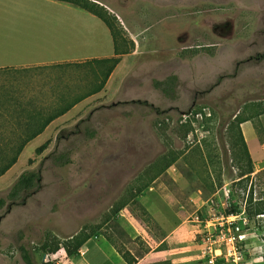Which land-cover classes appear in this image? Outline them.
I'll return each instance as SVG.
<instances>
[{"label": "rangeland", "instance_id": "obj_1", "mask_svg": "<svg viewBox=\"0 0 264 264\" xmlns=\"http://www.w3.org/2000/svg\"><path fill=\"white\" fill-rule=\"evenodd\" d=\"M104 1L129 42L121 40V49L130 52L104 89L52 126L47 139L30 143L0 176V198L7 199L0 211V264H26L23 246L35 264H77L65 248L48 253L42 243L54 247L82 228L106 231V217L123 203L143 219L141 198L153 191L176 196L190 213L196 209L191 196L210 198L209 209L196 212L202 226L212 215L246 207L252 184L255 198L264 193L262 171L252 173L254 181L238 182L247 160L239 162L241 144L231 125L236 114L264 107V0H131L128 7L129 0ZM2 14L0 30L8 16ZM19 14L9 17L19 21ZM174 74L178 85L168 97L154 80ZM98 81L71 65L0 69V103L13 88L21 96L61 91L75 97ZM54 151H69L71 162L55 164ZM167 154L176 162L158 174L164 163L154 165ZM29 170H40L39 189L25 203L11 204L8 194ZM263 216L253 218L258 223Z\"/></svg>", "mask_w": 264, "mask_h": 264}, {"label": "crops", "instance_id": "obj_2", "mask_svg": "<svg viewBox=\"0 0 264 264\" xmlns=\"http://www.w3.org/2000/svg\"><path fill=\"white\" fill-rule=\"evenodd\" d=\"M94 1L112 9L104 0ZM131 4L132 1L129 0L126 7ZM17 10L21 13L17 16L19 21L9 17L10 12ZM3 12H7L8 16L7 19L4 18L5 28L0 30V69L45 66L58 68L69 63L115 56L113 36L106 23L75 3L64 0H0V18H3ZM11 90V94L8 93L4 102L0 103V150H11L13 142L29 132L30 128L27 131L24 129L27 124H32L35 128L49 115L56 113L59 104H63L62 100L58 103L61 91L51 96L37 93L21 96L16 95L15 88ZM91 96L49 122L24 149L32 142L47 139V134L53 131L52 126L56 127L70 117L73 110ZM260 119L264 120V114ZM241 127L255 171L263 172L264 141H261L252 120L243 122ZM153 188L150 186V189ZM149 196H143L141 203L151 215L154 226L145 218L129 212V204H126L120 210L119 218L109 221L110 229L137 257L139 264L167 260L171 264H203L199 239L203 226L199 224L200 217L196 212L203 207L209 209L210 198H203L198 193L191 196L196 209L190 213L185 204L174 195L158 197V193L153 191ZM255 199H262L264 207V193ZM256 222L255 220L256 234L248 244L247 259L250 264H264V221ZM139 236L150 250L142 249L136 241ZM81 248L86 252L76 257L77 264H128L103 236L90 238Z\"/></svg>", "mask_w": 264, "mask_h": 264}, {"label": "trees", "instance_id": "obj_3", "mask_svg": "<svg viewBox=\"0 0 264 264\" xmlns=\"http://www.w3.org/2000/svg\"><path fill=\"white\" fill-rule=\"evenodd\" d=\"M64 1L72 2L81 6L82 8L88 10L89 12L97 15L106 23L113 36L114 45H115V56L105 57V58H93L84 62L68 64L78 67L79 69L86 68L87 72H90L95 78L99 79L98 83L95 85L94 88L88 89L85 93L81 94L80 96L74 97L71 94V92L61 93L62 95L60 97L62 99L63 104H59V108L56 110V113L49 115L44 122H42L35 128H33L34 126L32 124H27L24 127V129H26L27 131V129L30 128L29 132H26L24 130V132H26L25 135L22 138H18L16 139V141L13 142L11 150H0V176L4 175L9 169H11L17 163L27 143L30 142L32 138L40 134L44 130V128L49 124V122L59 117L60 115L66 113L70 108H72L76 103L80 102L84 98L92 94L98 93L102 89H104L113 71L120 63L121 56L123 54L130 52L129 49L130 47H125L121 49L120 47L121 40H123L124 43L127 44L129 42L125 37H123L122 31L117 23L118 22L117 16L110 13L109 10L104 5H101L100 3L94 0H64ZM177 85H178V76L175 74L168 76L165 80H159V79L154 80V86L160 89L168 97H170V95L176 92ZM132 102H141V101L135 100ZM155 110L157 111V113L160 114L164 112V110H161L159 107H155ZM262 114H264V107L262 109L257 108V112L253 115L242 116L240 114H236L235 118L231 123V125H234L236 127L238 141L241 144L242 152L239 153L238 156L239 162H241L243 158L247 160L246 167H243V169L238 175L239 178L238 182H243L246 180L254 181L252 179V173L255 172L254 161L249 151V147L246 138L244 136L241 124L245 121L252 120L261 141H264V129L263 127L262 129H260V124H259L260 122L258 123V121L256 120V118L258 117L260 118ZM86 130L89 131L88 128ZM49 143L50 141H47L44 144H42L40 147L37 148V152L40 154L48 147ZM51 157L55 164L63 165V166L69 164L72 160L69 151H64L62 153H58L57 151H54L51 154ZM176 159L177 157L175 155H170V154L163 155L161 159L158 160L154 165L157 168V165L164 163L163 165H159L160 169L158 170V174L163 173L167 168L173 165L176 162ZM262 173H264V171ZM261 174L259 173L257 177H259ZM41 180H42V174L40 170H29L22 173L15 182V184L13 185L10 193L8 194V199L13 201L11 204L18 202V200H20V203H25L27 198L31 196L36 190L39 189ZM252 188H253V184L251 186V190L248 198L249 203L246 206V211L249 215L254 216L264 213V207H263V200L255 199V197L253 196ZM6 203H7L6 198H0V211L6 205ZM124 206H125L124 203L118 206L115 205L113 211L114 213L111 216L106 217L104 223V225L106 226L105 229L106 231L92 233V232H87L85 228H82L76 234H73L62 241H57L54 247H51V244L49 243L48 240L42 243V247L44 249L50 247L51 251H48V253L56 252L63 247L65 248L68 256L78 257L80 255L79 250L90 238L103 236L110 244L113 245V247L119 252V254L128 264H139V260L137 259V257L125 245V243H123V241L110 229L108 225L111 219L119 218V212ZM142 210L144 212V215L146 216L145 220L149 224L153 223V219L149 214V212L145 209V207H143ZM239 211H241L240 207H236L234 209L229 210L228 212H239ZM136 241L145 251L150 250V247L145 243V241L140 236L137 237ZM22 255L26 264H35L33 257L30 253V250L24 246L22 247ZM43 264H52V263L44 262ZM153 264H171V261L167 260Z\"/></svg>", "mask_w": 264, "mask_h": 264}, {"label": "built area", "instance_id": "obj_4", "mask_svg": "<svg viewBox=\"0 0 264 264\" xmlns=\"http://www.w3.org/2000/svg\"><path fill=\"white\" fill-rule=\"evenodd\" d=\"M264 214H259L261 216ZM254 216L246 207L239 212L212 215L203 225L200 254L203 264H250L247 259L248 244L256 234ZM80 255L85 251L81 248Z\"/></svg>", "mask_w": 264, "mask_h": 264}]
</instances>
